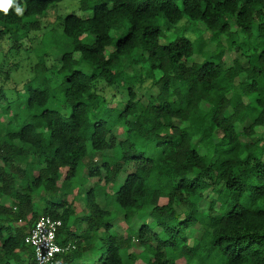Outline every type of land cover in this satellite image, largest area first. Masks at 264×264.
Listing matches in <instances>:
<instances>
[{
    "label": "trees",
    "instance_id": "16d2710c",
    "mask_svg": "<svg viewBox=\"0 0 264 264\" xmlns=\"http://www.w3.org/2000/svg\"><path fill=\"white\" fill-rule=\"evenodd\" d=\"M61 1L0 10V39L43 49L28 33ZM77 1L83 16L58 24V68L45 50L17 105L0 66V199L9 200L0 201V264H33L24 238L42 215L60 219L57 241L74 245L57 264H264V141L250 139L264 131V0ZM183 15L202 23L212 48L202 35L166 41L159 17L169 29ZM226 50L243 62L226 67ZM63 170L69 184L59 183ZM76 188L84 212L66 236Z\"/></svg>",
    "mask_w": 264,
    "mask_h": 264
},
{
    "label": "rangeland",
    "instance_id": "374dc122",
    "mask_svg": "<svg viewBox=\"0 0 264 264\" xmlns=\"http://www.w3.org/2000/svg\"><path fill=\"white\" fill-rule=\"evenodd\" d=\"M17 0H15L16 3ZM51 10L48 11L45 17H43L40 20V27L38 30L33 31L31 30L28 33V36L30 38H33V43L34 46H39V40L43 39V49H41V46L39 48H31V49H12L10 48V45L6 39H0V66L2 68H7L9 67L10 69V77L11 80L7 81L4 90L5 92L12 98H15L17 96V93H19L20 97L19 98H24L25 96V86L22 85V81L27 79L28 77L32 76L33 71H34V65L35 63L39 60L41 56H43L44 51L47 53L49 56L44 57L45 58V63L48 67H50V71L55 72V70L58 68V58L60 57L59 50L61 49V43L59 42L60 38V27H59V22L69 13H75L79 16H83L82 12L79 11V2L77 0H63L57 4L54 5ZM159 23L162 26V30L165 32L167 37L165 38L166 41H169L170 39L173 38L174 35H184V36H190L194 40H197L200 38L202 35L206 41H208L207 46L209 48H212V43L210 44L209 38H210V33L206 30H204V27L201 22L198 21H189L186 16H182V19L178 22V24L171 26L169 29L167 28V25L165 23V20L163 17H159ZM1 27V26H0ZM234 29V28H233ZM126 33V31H125ZM83 37H85L89 41L93 38L92 35L88 33L85 34ZM192 39V40H193ZM118 40V36L113 38V42ZM27 44L31 45V42H27ZM51 49H55L54 54L52 56L50 55L49 51ZM194 60L200 61L201 57L200 56H193ZM234 58L239 59L241 62L243 60L241 59L242 57L238 52L235 51H228L226 50L225 55L223 57V62L226 67L230 66L232 64V61ZM52 72L49 73L52 75ZM158 76V73H156ZM56 79H54L55 81ZM96 88L98 91L104 95H106L108 98L112 94H117V88L114 87H108L106 86L103 82L98 81L96 83ZM152 91L156 92V88H153ZM150 94V91L148 90H143L141 95H142V101H146L148 98V95ZM110 99V98H109ZM18 104L17 98L14 100V105ZM55 109L58 108V104L55 103L54 107ZM6 119V118H5ZM3 119H0V128L4 126L3 124ZM241 127L238 129L240 130ZM123 137V128H117L116 129V138H122ZM257 139L260 138V140L264 141V131L261 130L260 128L256 129V134L252 135L250 137ZM201 153H203V150L201 149ZM83 172V170H82ZM64 170L61 172L59 176V183L61 184H69L67 181L63 180L64 176ZM82 174V173H81ZM86 176V175H82ZM65 182V183H64ZM221 187V184L219 185ZM81 195V196H80ZM82 194H79L77 192V188L74 189L71 193H69L66 196L67 202L71 203V209L74 211L73 215L70 217V220L66 226V233L65 235L71 236L72 234H78L80 227H73L71 226V220H73L75 217L78 215L83 214L84 209H83V200H82ZM216 199V194L215 192L209 188L205 193L203 199L199 202V209L202 210L203 212H207L208 208L210 206L211 200ZM36 202H39V197L35 196ZM166 200L162 199L160 202L163 203ZM219 206V203L217 202L214 206V209H217ZM37 209L39 207L37 206ZM177 211L181 210V207H177ZM196 229H188L187 236L190 239L189 242L192 241V239L199 235L201 233V228L199 226L195 227Z\"/></svg>",
    "mask_w": 264,
    "mask_h": 264
},
{
    "label": "built area",
    "instance_id": "2783aa9c",
    "mask_svg": "<svg viewBox=\"0 0 264 264\" xmlns=\"http://www.w3.org/2000/svg\"><path fill=\"white\" fill-rule=\"evenodd\" d=\"M61 220L48 215L37 218L24 238L33 252V264H56V257L74 248L71 243H58L56 235Z\"/></svg>",
    "mask_w": 264,
    "mask_h": 264
},
{
    "label": "clouds",
    "instance_id": "9594fccd",
    "mask_svg": "<svg viewBox=\"0 0 264 264\" xmlns=\"http://www.w3.org/2000/svg\"><path fill=\"white\" fill-rule=\"evenodd\" d=\"M15 3V0H0V10H2L5 14L8 13V9ZM15 13L17 15H23L24 8L20 6V4H15Z\"/></svg>",
    "mask_w": 264,
    "mask_h": 264
},
{
    "label": "crops",
    "instance_id": "0c3cea01",
    "mask_svg": "<svg viewBox=\"0 0 264 264\" xmlns=\"http://www.w3.org/2000/svg\"><path fill=\"white\" fill-rule=\"evenodd\" d=\"M0 201L3 202V203H9V200H7V199H5V198H4V199H0ZM38 207H39V206H38ZM36 208H37V205H36ZM39 217H40V216H39ZM33 225H34V224H33ZM33 225H32V226H33ZM30 228H31V227H30ZM30 228L27 229L26 234L28 233V231L30 230ZM26 234H25V236H26ZM58 243H61L60 240H58ZM69 251H70V250H69ZM32 260H33V259H32ZM56 264H57V262H56Z\"/></svg>",
    "mask_w": 264,
    "mask_h": 264
}]
</instances>
